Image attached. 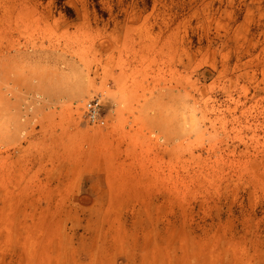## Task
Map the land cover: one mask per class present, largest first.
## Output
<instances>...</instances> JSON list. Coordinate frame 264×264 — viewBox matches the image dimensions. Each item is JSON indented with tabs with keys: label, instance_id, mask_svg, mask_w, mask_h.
<instances>
[{
	"label": "rangeland",
	"instance_id": "374dc122",
	"mask_svg": "<svg viewBox=\"0 0 264 264\" xmlns=\"http://www.w3.org/2000/svg\"><path fill=\"white\" fill-rule=\"evenodd\" d=\"M0 264H264V0H0Z\"/></svg>",
	"mask_w": 264,
	"mask_h": 264
},
{
	"label": "built area",
	"instance_id": "2783aa9c",
	"mask_svg": "<svg viewBox=\"0 0 264 264\" xmlns=\"http://www.w3.org/2000/svg\"><path fill=\"white\" fill-rule=\"evenodd\" d=\"M103 105L99 97H93L85 104V113L89 122L93 124L105 123L102 116Z\"/></svg>",
	"mask_w": 264,
	"mask_h": 264
},
{
	"label": "bare ground",
	"instance_id": "6f19581e",
	"mask_svg": "<svg viewBox=\"0 0 264 264\" xmlns=\"http://www.w3.org/2000/svg\"><path fill=\"white\" fill-rule=\"evenodd\" d=\"M85 200H86V201H88V199H87V198H85Z\"/></svg>",
	"mask_w": 264,
	"mask_h": 264
}]
</instances>
